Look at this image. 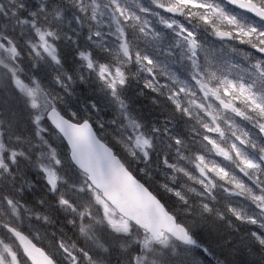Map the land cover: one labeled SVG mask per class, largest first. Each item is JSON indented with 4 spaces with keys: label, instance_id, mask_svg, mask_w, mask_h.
I'll return each instance as SVG.
<instances>
[{
    "label": "clouds",
    "instance_id": "9594fccd",
    "mask_svg": "<svg viewBox=\"0 0 264 264\" xmlns=\"http://www.w3.org/2000/svg\"><path fill=\"white\" fill-rule=\"evenodd\" d=\"M0 264H264V0H0Z\"/></svg>",
    "mask_w": 264,
    "mask_h": 264
},
{
    "label": "water",
    "instance_id": "95a60500",
    "mask_svg": "<svg viewBox=\"0 0 264 264\" xmlns=\"http://www.w3.org/2000/svg\"><path fill=\"white\" fill-rule=\"evenodd\" d=\"M118 195L122 202L132 204L138 200L140 193L132 184L126 182Z\"/></svg>",
    "mask_w": 264,
    "mask_h": 264
},
{
    "label": "snow or ice",
    "instance_id": "6c2138e0",
    "mask_svg": "<svg viewBox=\"0 0 264 264\" xmlns=\"http://www.w3.org/2000/svg\"><path fill=\"white\" fill-rule=\"evenodd\" d=\"M77 135H83V133L78 131V132H77Z\"/></svg>",
    "mask_w": 264,
    "mask_h": 264
}]
</instances>
